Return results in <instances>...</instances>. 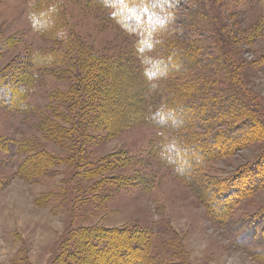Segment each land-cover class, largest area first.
I'll list each match as a JSON object with an SVG mask.
<instances>
[{"label": "rangeland", "instance_id": "374dc122", "mask_svg": "<svg viewBox=\"0 0 264 264\" xmlns=\"http://www.w3.org/2000/svg\"><path fill=\"white\" fill-rule=\"evenodd\" d=\"M243 1L217 8L232 34L237 77L264 109V0ZM110 14L101 0H0V77L25 74L41 61L32 70L28 115L0 107V264H80L71 255L80 228L140 238L155 264H264V227L251 221L264 214V185L251 190L253 171L239 172L264 143L182 176L161 163L151 121L120 119L115 133L93 128L89 116L75 124L82 103L69 94L79 84L74 61L90 67L103 57L131 66L113 82L128 88L117 114L137 112L129 95L143 77L132 63L136 42ZM50 119L66 130L65 139L50 137L42 123ZM40 151L53 156L49 165L47 156L40 165L33 160ZM205 176L212 183L200 193L197 181Z\"/></svg>", "mask_w": 264, "mask_h": 264}, {"label": "trees", "instance_id": "16d2710c", "mask_svg": "<svg viewBox=\"0 0 264 264\" xmlns=\"http://www.w3.org/2000/svg\"><path fill=\"white\" fill-rule=\"evenodd\" d=\"M101 1L109 6L111 17L136 42L132 63L143 77L139 79L140 88H131L135 94L129 95L135 99L130 104L137 112L131 116L117 114V104L125 99L128 93L124 90L128 88L117 89L113 82L124 74L120 70H133L131 66L103 57L92 60L90 67L74 61L71 71L79 84L69 94H73L72 101L82 103V107L75 108L76 125H81L89 116L88 120L96 125L93 128L104 127L115 133L117 126L113 123L120 119L138 117L142 122L151 121L159 133L156 148L161 154V163L182 176H192L198 171L201 175L214 159L264 143V109L248 97L237 77L228 48L232 34L227 19L217 8L219 4L223 10L236 8L243 0H234V6L232 0ZM39 62H31L25 74L15 72L0 77V107L28 115L25 101L35 79L32 70ZM114 66L116 75L112 74ZM199 68L206 72L203 78ZM106 80L112 83L107 84ZM111 86L114 87L109 89ZM42 123L50 137L65 139L66 130L55 121ZM81 137L84 142L89 135ZM35 154L33 160L39 165L41 160H46L45 156L49 159L48 165L53 160L46 151ZM263 165L264 151L239 169V172L253 171L254 177L246 182V187L253 190L264 185ZM210 181L207 176L200 177L198 192L206 190ZM210 203L216 205L211 200ZM256 220L258 228L262 224L264 227L262 211L251 221ZM125 233L98 228L74 229L71 255L80 264H155V258L147 252L146 242L142 246L140 238ZM259 244L264 246L262 235Z\"/></svg>", "mask_w": 264, "mask_h": 264}]
</instances>
